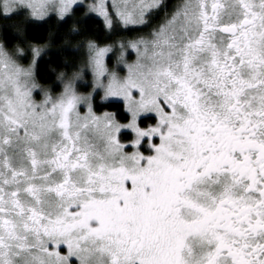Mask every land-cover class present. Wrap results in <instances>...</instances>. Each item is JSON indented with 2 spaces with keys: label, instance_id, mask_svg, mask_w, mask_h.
<instances>
[{
  "label": "snow or ice",
  "instance_id": "obj_1",
  "mask_svg": "<svg viewBox=\"0 0 264 264\" xmlns=\"http://www.w3.org/2000/svg\"><path fill=\"white\" fill-rule=\"evenodd\" d=\"M93 15L151 30L73 49ZM21 16L0 43V264H264V0H0ZM53 49L65 68L86 50L56 95L36 79Z\"/></svg>",
  "mask_w": 264,
  "mask_h": 264
},
{
  "label": "trees",
  "instance_id": "obj_2",
  "mask_svg": "<svg viewBox=\"0 0 264 264\" xmlns=\"http://www.w3.org/2000/svg\"><path fill=\"white\" fill-rule=\"evenodd\" d=\"M169 7H171L176 0H166ZM162 15V13H161ZM19 17H13L12 19H2L0 18V42L6 44L9 48H14L19 45V40L16 39L17 33L16 26L22 25L23 22L18 20ZM160 17H156L153 20V24L159 20ZM57 26L56 20L53 18L49 24L43 27H29L27 28L26 34L22 35L21 38L26 41L23 45L24 48L29 49L31 44L43 43L49 35V31L55 29ZM88 28L91 29L85 37H77L71 42V47L76 48V45L80 42L86 40L88 37L95 36L102 43L106 42L108 44H114L118 40H128L130 38H138L141 35L146 34L151 30V26L144 27L140 30H124L121 27H117L115 32H108L103 29V23L101 19L93 15V18L89 21ZM30 50V49H29ZM56 50L53 49L52 54L44 56V58L39 63L37 68L36 79L38 82L49 85L53 88V91L57 92L60 90L56 77L58 72L67 71L69 74L76 71L77 69L83 67V61L85 56V50L77 52L74 57L71 58V62L75 64L74 68H65L64 65L69 62V57L64 55L55 54ZM101 100L97 97L95 111L100 113L102 111H120L123 112L122 104L119 108L115 105L112 106H101Z\"/></svg>",
  "mask_w": 264,
  "mask_h": 264
},
{
  "label": "rangeland",
  "instance_id": "obj_3",
  "mask_svg": "<svg viewBox=\"0 0 264 264\" xmlns=\"http://www.w3.org/2000/svg\"><path fill=\"white\" fill-rule=\"evenodd\" d=\"M87 2L90 3L91 0H87ZM108 4H109V7H110V6H111V0H108ZM94 16H95V15H94ZM98 18H99V17H98ZM23 19H24V18H23L22 16L18 18V20H19V21H22V22H23ZM99 19H101V21H102V18H99ZM102 23H103V22H102ZM133 39H136V38H130V39H128V40H118L117 42L114 43V45H115L116 48L118 49V48H119V45H120L121 42H123V43H127L128 41L133 40ZM0 43H1V42H0ZM16 46H18V45H16ZM16 46H15V47H16ZM15 47H14V48H15ZM25 49H26V48H25ZM29 49H30V47H29ZM29 49H26V50H27V56H26V58L22 61V63H23L24 65L29 64V63L31 62V59H32V57H31V51H30ZM117 55H118V53H117V54L109 53V56L111 57V59H109L108 57H106V58H105V63L107 64V66H108V68H109L110 70H115L119 76H121V77H125V76H127V74H128V73H127V68H126L123 64H117ZM85 58H86V50H85V56H84V59H85ZM134 59H135V53L133 52L132 55H131V58L128 60V62L131 63L132 60H134ZM82 68H83V67H81V68H79V69H82ZM92 82H93V74H92L91 69L89 68V69H87V74H86L84 80L81 82L83 86L79 88V92H80L81 94H87V92L91 91V88L89 87V85H91ZM39 83H40V82H39ZM40 84H41L42 86L46 87V88L50 87L49 85H45V84H42V83H40ZM60 91H61V88H60V90L57 91V92L53 91V95L58 94ZM101 94H102V93H101ZM84 111H87V109L85 108ZM104 112H109V111H102V112H100V113L96 112V114H97V115H102Z\"/></svg>",
  "mask_w": 264,
  "mask_h": 264
}]
</instances>
